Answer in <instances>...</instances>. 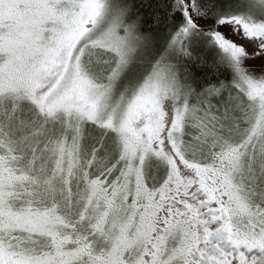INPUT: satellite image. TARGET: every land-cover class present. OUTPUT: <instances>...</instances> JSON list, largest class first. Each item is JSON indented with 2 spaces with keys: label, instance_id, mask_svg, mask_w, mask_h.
I'll list each match as a JSON object with an SVG mask.
<instances>
[{
  "label": "snow or ice",
  "instance_id": "1",
  "mask_svg": "<svg viewBox=\"0 0 264 264\" xmlns=\"http://www.w3.org/2000/svg\"><path fill=\"white\" fill-rule=\"evenodd\" d=\"M0 264H264V0H0Z\"/></svg>",
  "mask_w": 264,
  "mask_h": 264
}]
</instances>
